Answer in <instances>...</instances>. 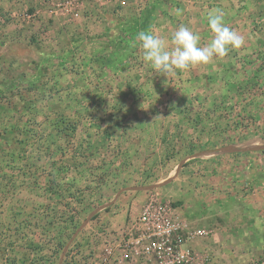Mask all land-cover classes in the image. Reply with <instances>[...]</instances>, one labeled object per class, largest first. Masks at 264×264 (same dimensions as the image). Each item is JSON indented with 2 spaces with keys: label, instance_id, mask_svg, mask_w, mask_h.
<instances>
[{
  "label": "rangeland",
  "instance_id": "rangeland-1",
  "mask_svg": "<svg viewBox=\"0 0 264 264\" xmlns=\"http://www.w3.org/2000/svg\"><path fill=\"white\" fill-rule=\"evenodd\" d=\"M11 2L0 0V264H59L63 254L73 260L79 254L76 264H85L91 222L118 201L155 196V190H120L156 182L179 162L176 150L191 148L190 134L205 139L196 151L216 145L214 136L206 142L205 132L214 130L178 126L185 117L194 124L211 119L198 106L214 98L188 102L189 94L167 89V81L149 83L130 21L108 27L105 11L91 8L92 15H65L60 25L42 21L22 0L16 9ZM143 2L126 7L140 9ZM62 210L66 220L79 217L70 239L55 216Z\"/></svg>",
  "mask_w": 264,
  "mask_h": 264
},
{
  "label": "crops",
  "instance_id": "crops-1",
  "mask_svg": "<svg viewBox=\"0 0 264 264\" xmlns=\"http://www.w3.org/2000/svg\"><path fill=\"white\" fill-rule=\"evenodd\" d=\"M15 1L11 9H16ZM137 1L131 0L134 4ZM21 3L36 7L42 21L54 18L57 23L61 21L60 25L65 21V15L49 14L40 0ZM134 4L131 8L105 10L108 27L111 21L116 20L118 27L130 21L137 31L151 28L170 41L172 33L183 24L199 34L204 46L212 37L207 13L219 8L226 14L227 25L244 38L243 46L227 56L187 71H175L168 77L140 62L142 73L148 69L145 74L149 83L159 81L162 86L167 81V89L177 88L183 96L189 94L188 102L198 95L214 98L212 104L198 106V112L205 116L210 113L211 119L200 117L194 124L185 117L178 126L214 130L205 132L206 142L214 136L216 144L196 151V143H205V139L190 134L194 138L188 142L191 148L182 145L181 151L172 154L181 155L179 162L168 164L156 182L144 185L164 183L150 190H155L153 194L160 200L173 202L194 226L214 230L212 235L192 243L200 261L207 257L206 264H244L264 255V0H146L140 9ZM144 90L141 87L142 95L146 94ZM188 107L195 109L194 105ZM185 109L180 106L176 110L187 112ZM147 197L139 194L129 202L118 201L90 223L87 229L93 231H88L91 242L86 251L91 253L85 264H98L107 248L119 249L126 227L139 216ZM97 239L103 243H94ZM79 256L75 255L74 260L61 256L59 264H76Z\"/></svg>",
  "mask_w": 264,
  "mask_h": 264
},
{
  "label": "built area",
  "instance_id": "built-area-1",
  "mask_svg": "<svg viewBox=\"0 0 264 264\" xmlns=\"http://www.w3.org/2000/svg\"><path fill=\"white\" fill-rule=\"evenodd\" d=\"M52 15L78 19L91 14V8L105 11L110 7H126L130 0H40ZM211 228L194 226L182 216L173 202L157 196L147 199L138 217L124 231L119 249L107 248L98 264H206L198 258L192 243L212 235ZM244 264H264V255Z\"/></svg>",
  "mask_w": 264,
  "mask_h": 264
},
{
  "label": "clouds",
  "instance_id": "clouds-1",
  "mask_svg": "<svg viewBox=\"0 0 264 264\" xmlns=\"http://www.w3.org/2000/svg\"><path fill=\"white\" fill-rule=\"evenodd\" d=\"M225 15L219 8L207 13L206 20L212 37L204 46H201L199 34L183 24L172 33L170 41L151 28L139 31L133 46L142 50L143 61L154 73L166 77L175 71H187L197 65L208 64L244 44V38L227 25Z\"/></svg>",
  "mask_w": 264,
  "mask_h": 264
},
{
  "label": "trees",
  "instance_id": "trees-1",
  "mask_svg": "<svg viewBox=\"0 0 264 264\" xmlns=\"http://www.w3.org/2000/svg\"><path fill=\"white\" fill-rule=\"evenodd\" d=\"M61 196H62V198L66 197V195H61ZM80 202H81V200H80ZM72 210H74V209H72ZM65 212L66 211L62 210V212H59L58 215H55V216L57 218H61L60 221H63V222H61L63 224V225H61L62 228L69 229L68 231H66V234H64V237H65V239H70V237L72 236V231L75 228H77V226H78L77 221H78L79 217H77L78 214H75V215L73 214L70 216V219L66 220L64 217L66 215ZM56 222H58V220H53L52 223L55 225ZM57 242H58L57 244L60 248L64 247V242L61 240V238H59V240Z\"/></svg>",
  "mask_w": 264,
  "mask_h": 264
},
{
  "label": "water",
  "instance_id": "water-1",
  "mask_svg": "<svg viewBox=\"0 0 264 264\" xmlns=\"http://www.w3.org/2000/svg\"><path fill=\"white\" fill-rule=\"evenodd\" d=\"M162 184H164V183H160V184H151V185H137V186H133V187H129V188L122 189V190L119 191V193L122 192V191H124V190H127V189H129V190H150V189L156 188V187H158V186H161ZM119 193H118V194H119ZM108 205H110V203H108V204H106V205H103L102 207L97 208V209H95L94 211H92V212L90 213V215H88V217L83 221V223L81 224V226H80V228L78 229L77 232H79L81 228H83L84 226H86V224L89 222V220L92 218V216H93L98 210H100V209H102V208H104V207H106V206H108ZM77 232L75 233V235L77 234ZM75 235H74V236H75ZM64 256H65V254L62 255V258H64Z\"/></svg>",
  "mask_w": 264,
  "mask_h": 264
}]
</instances>
